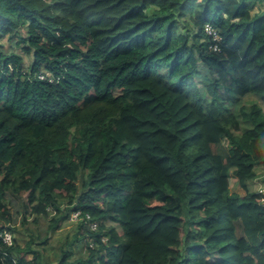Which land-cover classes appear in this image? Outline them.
Here are the masks:
<instances>
[{"label": "trees", "instance_id": "trees-1", "mask_svg": "<svg viewBox=\"0 0 264 264\" xmlns=\"http://www.w3.org/2000/svg\"><path fill=\"white\" fill-rule=\"evenodd\" d=\"M1 38L0 264H51L11 197L82 211L55 264H264V0H0Z\"/></svg>", "mask_w": 264, "mask_h": 264}, {"label": "rangeland", "instance_id": "rangeland-1", "mask_svg": "<svg viewBox=\"0 0 264 264\" xmlns=\"http://www.w3.org/2000/svg\"><path fill=\"white\" fill-rule=\"evenodd\" d=\"M0 45L3 46V50L7 52L15 51L20 52V49L16 46L15 41H9L8 38H1ZM258 103L264 108V101L261 96L257 94H248L246 95L241 105L236 107V112L240 116L241 119V130L240 133L248 130L251 127V124L243 118L242 108H246V110L253 104ZM258 176L251 183V188L254 191L260 192L261 189H264V167L259 166L257 169ZM233 192H239L240 194H245L246 192L239 186L235 185L232 188ZM23 202L24 199H16L11 197V211L14 215V224L17 230L14 232V236L19 240L21 244L26 243L27 241L35 238L34 246L41 250L38 245L41 238L48 237L49 242L45 246L46 249H43V256L45 260L49 261L51 264H55L59 253L64 247L66 243L73 240V237L77 233H81L79 230V221H74L72 217L62 220L56 230L49 229L51 216H31L28 217V222H23ZM53 213L52 215H54ZM106 226H114L118 230H121V227L118 223L113 221L111 218H107L103 221ZM82 236H78V241L75 242L73 246L74 258L85 256L87 254L86 246L84 240L81 238Z\"/></svg>", "mask_w": 264, "mask_h": 264}, {"label": "built area", "instance_id": "built-area-1", "mask_svg": "<svg viewBox=\"0 0 264 264\" xmlns=\"http://www.w3.org/2000/svg\"><path fill=\"white\" fill-rule=\"evenodd\" d=\"M205 32L207 33V35H209L212 38V41L214 43L211 44V48L214 51H221L222 50V46H221V41L223 39L222 35L218 32V30L216 29V27L211 24V23H207L205 26ZM40 77L42 79H44L46 77V74L41 73ZM260 193L263 194L262 195V201L264 202V189L260 190ZM72 219L74 221H81L84 219L83 215H82V211L81 210H74L72 212ZM87 220H88V225L92 230H98L99 227V222L98 221H94L92 220L91 215L87 214ZM4 240L6 243L8 244H12L13 243V233L12 232H5L4 236H3ZM91 245L93 246L94 243L92 241Z\"/></svg>", "mask_w": 264, "mask_h": 264}]
</instances>
